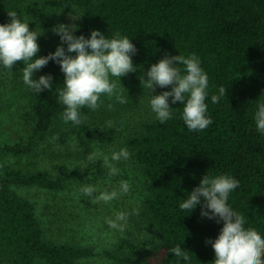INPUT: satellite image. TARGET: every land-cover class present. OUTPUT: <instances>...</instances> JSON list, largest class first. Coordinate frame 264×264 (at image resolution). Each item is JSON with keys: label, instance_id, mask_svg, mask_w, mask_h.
<instances>
[{"label": "trees", "instance_id": "1", "mask_svg": "<svg viewBox=\"0 0 264 264\" xmlns=\"http://www.w3.org/2000/svg\"><path fill=\"white\" fill-rule=\"evenodd\" d=\"M54 10L72 16L68 25L76 26L75 36L87 39L92 30L108 38L119 33L137 49L131 57L136 71L120 77L123 94L129 97L123 108L147 110L137 133L126 142L130 159L124 163L134 165L141 177V218L152 233L154 247L144 249L123 238L119 245L131 250L120 249L116 262L211 264L215 254L206 240L217 237L223 222L201 215L203 197L190 213L180 209L204 175L227 174L239 181L227 203L245 218L246 228H254L264 238V134L257 131L253 119L257 104L264 102V0H0V24L10 22L7 12L15 11L30 30L39 33L44 23L41 12ZM60 24L54 21L49 26L48 38L42 33L38 36L40 50L34 59L47 56L57 46L67 49L53 31ZM189 54L198 56L208 76L205 103L213 123L202 131L187 129L180 118L183 105L172 103L171 97L173 119L160 123L149 99L171 91V86H154L151 93L140 84V79H147L149 67L165 55ZM20 66L24 67L23 62ZM42 75H51L53 86L38 94L32 90L30 139L0 146V160L7 155L26 157L25 163L0 169V264H84V259L93 256L90 246L45 239L34 205L14 187L63 190L70 176L78 174L52 175L37 167L34 147L52 126L65 125L83 141L100 146L113 143L118 131L98 124L87 107L81 109L86 116L82 125L64 123L65 106L58 99L63 73L50 60L32 78ZM221 87L226 96L213 104L211 96L219 95ZM177 245L187 252L188 261L168 251Z\"/></svg>", "mask_w": 264, "mask_h": 264}, {"label": "clouds", "instance_id": "2", "mask_svg": "<svg viewBox=\"0 0 264 264\" xmlns=\"http://www.w3.org/2000/svg\"><path fill=\"white\" fill-rule=\"evenodd\" d=\"M10 22L0 24V65L12 70L16 62H23V83L36 94L52 88L51 75H42L34 80L33 73L45 67L48 62L54 61L63 73V86L58 91L59 102L65 106L61 114L64 123L71 122L74 126L82 125L86 116L81 115V109L87 107L93 111L103 104L101 97L115 99L120 104L128 102L129 97L123 94L125 89L119 78L135 72L132 55L137 51L129 37L113 34L106 37L98 30H92L89 38L83 35L75 36V25L54 27L53 31L60 37L67 49L57 46L56 50L47 56L35 58L39 52L37 43L41 34L30 30L29 23L22 22L15 11L7 12ZM74 53V55H73ZM201 62L195 54L187 57L182 55H165L155 64H152L147 73V79H140V84L154 91V86L165 88L171 86V91H164L158 95H151L149 104L156 119L164 123L173 119L172 108L169 106V97L172 103L180 102L183 105L180 118L187 129L191 131L205 130L213 123L207 115L208 76L201 68ZM180 66H183L182 68ZM226 96V89L221 87L219 95H212L213 104L219 103L220 98ZM112 107L111 104L108 105ZM254 122L259 133L264 134V102L257 104ZM59 136H53L52 141H58ZM97 155H90L89 159L95 162ZM130 159L126 148L112 151L110 156L103 155L102 164L108 168L109 176L120 173L116 163ZM239 187V181L230 175H204L199 183L180 204L181 210L189 213L201 203V215L208 219L218 218L223 227L214 240H206L211 244L215 258L211 264H264V238L252 227H245V218L235 212L227 203L229 194ZM120 191H98L97 187L82 186L78 191L83 196L91 198L92 204L99 202L109 203L119 194H127L130 185L126 180L119 182ZM93 193H98L94 197ZM207 209L209 211H204ZM128 213L117 212L115 218L108 221L113 229L123 231L127 224ZM168 251L177 258L188 261L187 252L180 245L169 248Z\"/></svg>", "mask_w": 264, "mask_h": 264}, {"label": "rangeland", "instance_id": "3", "mask_svg": "<svg viewBox=\"0 0 264 264\" xmlns=\"http://www.w3.org/2000/svg\"><path fill=\"white\" fill-rule=\"evenodd\" d=\"M43 24L41 33L50 36V25L58 21L68 25L71 15L62 10L41 12ZM20 61L12 70L0 65V146L26 143L32 134L33 120L30 100L33 91L29 89L20 76ZM120 80V78H119ZM103 104L97 110H90L93 119L103 126H114L118 131L117 139L107 145L85 142L76 136L65 125H54L46 137L35 145L37 167L52 175L61 172H76L67 181L63 190H47L38 186H15V191L27 198L35 208V214L44 231L45 239L55 243H71L90 246L93 256L84 259V264H118L115 256L119 250L131 249L119 245L124 238L144 249L154 247V238L148 226L141 218L143 183L138 169L124 161L116 163L121 171L118 175L109 176L108 168L102 164L103 155L110 156L112 151L126 148V142L133 137L145 119V110L126 111L123 104L114 98L109 100L102 96ZM112 107L109 108L108 105ZM58 135V141L52 137ZM97 155L95 162L90 155ZM18 162L25 163L26 157L18 158L7 155L0 160V169L16 167ZM126 180L130 189L127 194H119L109 203L92 204L91 198L79 193L82 186L92 185L98 191L119 189V182ZM98 193H93L94 197ZM117 212L128 213L124 230L113 229L108 221L115 218ZM113 257H112V256Z\"/></svg>", "mask_w": 264, "mask_h": 264}]
</instances>
